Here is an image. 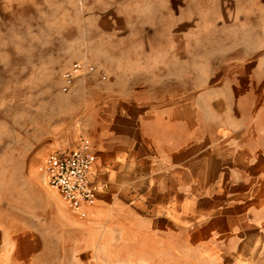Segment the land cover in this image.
I'll return each mask as SVG.
<instances>
[{"label": "crops", "instance_id": "crops-1", "mask_svg": "<svg viewBox=\"0 0 264 264\" xmlns=\"http://www.w3.org/2000/svg\"><path fill=\"white\" fill-rule=\"evenodd\" d=\"M183 2L175 20L188 24L183 39L154 42L183 50L172 59L177 72L171 77L170 58L146 60L151 83L131 89L105 86L101 67V104L56 150L85 143L92 157L95 202L82 207L85 215L57 200L81 227L80 254L104 235L218 249L234 264L256 249L264 225V0ZM188 48L210 51L185 55ZM30 187L39 198L57 192L46 182ZM53 201L43 206L48 216ZM11 259V250L0 251V264Z\"/></svg>", "mask_w": 264, "mask_h": 264}, {"label": "rangeland", "instance_id": "rangeland-1", "mask_svg": "<svg viewBox=\"0 0 264 264\" xmlns=\"http://www.w3.org/2000/svg\"><path fill=\"white\" fill-rule=\"evenodd\" d=\"M183 1L0 0V251L11 250L12 263L234 264L218 249L108 235L101 246L89 240L92 247L80 254L81 227L58 205L57 192L39 198L30 187H45L46 155L70 146L87 111L101 104V67L105 86L131 89L151 83L146 60L170 58L171 77L177 72L172 59L183 50L154 42L183 39L188 24L175 23ZM209 51L188 48L185 55ZM77 62L94 70L78 73L64 91L63 73ZM47 200L56 202L54 216L43 207ZM255 244L243 264H264V225Z\"/></svg>", "mask_w": 264, "mask_h": 264}, {"label": "built area", "instance_id": "built-area-1", "mask_svg": "<svg viewBox=\"0 0 264 264\" xmlns=\"http://www.w3.org/2000/svg\"><path fill=\"white\" fill-rule=\"evenodd\" d=\"M94 66L87 63H74L63 73V90L67 91L74 83L76 75L82 71L92 72ZM87 144L64 151H53L46 155L41 166L44 181L57 190L63 203L70 209L85 215L82 207L95 202L96 185L89 178L92 157L86 152Z\"/></svg>", "mask_w": 264, "mask_h": 264}]
</instances>
